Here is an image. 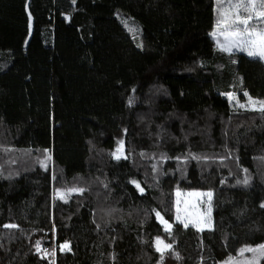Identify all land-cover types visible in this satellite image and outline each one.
Returning <instances> with one entry per match:
<instances>
[{
    "label": "trees",
    "instance_id": "1",
    "mask_svg": "<svg viewBox=\"0 0 264 264\" xmlns=\"http://www.w3.org/2000/svg\"><path fill=\"white\" fill-rule=\"evenodd\" d=\"M215 23V0H0V230L55 264H161L157 237L180 255L163 264L252 259L264 119L228 95L264 99V63L219 51ZM194 191L213 192V230L176 220L177 192Z\"/></svg>",
    "mask_w": 264,
    "mask_h": 264
},
{
    "label": "snow or ice",
    "instance_id": "2",
    "mask_svg": "<svg viewBox=\"0 0 264 264\" xmlns=\"http://www.w3.org/2000/svg\"><path fill=\"white\" fill-rule=\"evenodd\" d=\"M75 2V0H73ZM216 4V23L215 31L211 35L216 40V45L219 51L233 56L236 53H244L249 58L258 60L264 63V0H215ZM235 63V60L232 61ZM245 102H241L234 93L228 95L230 102H235L237 107L244 111L255 112L264 119V99L253 98L249 93L244 92ZM131 102V101H130ZM112 157L119 161L121 159H128L125 155L124 142L121 140L118 142V147L114 152L111 153ZM143 155V153H141ZM166 158V157H165ZM43 162L45 168H47L48 160ZM179 159V158H177ZM193 159H199L193 156ZM155 168V165L153 166ZM245 173L248 172L247 169H243ZM131 183L137 188V190L143 194L144 189L141 187L140 183L136 180H132ZM237 183L242 184L247 187L250 184V176L245 175L242 180L237 181ZM105 187H107L105 185ZM72 192L83 193V188H71L65 191L58 190V196L60 199L66 201V196ZM181 193L177 192L179 197ZM190 195H195L197 197H206L204 203L207 205L206 213H201L197 215L195 219H182L179 215L180 213V201L177 200V216L176 220L184 227L188 228L190 225L195 227L197 231L213 230L212 222V199L213 192L208 191L206 193H192ZM264 208V203L260 205ZM157 217L164 224V229L169 234L172 233V224L164 220L159 212L156 213ZM99 227V225L97 226ZM3 228L6 229H18L19 226L16 224H4ZM61 252H70L71 244L65 241L60 246ZM156 251L160 254V261L163 264L165 253L174 254L176 259H180L178 252H175L173 244L166 242L165 240L157 237L155 242ZM36 251L40 253L43 251V256H55V250L42 249L39 241L36 243ZM240 256H245L246 253H252V259L240 261L232 257L226 262V264H259L260 259L264 258V243H261L257 247L246 246L239 250ZM53 264L55 262L53 261Z\"/></svg>",
    "mask_w": 264,
    "mask_h": 264
},
{
    "label": "rangeland",
    "instance_id": "3",
    "mask_svg": "<svg viewBox=\"0 0 264 264\" xmlns=\"http://www.w3.org/2000/svg\"><path fill=\"white\" fill-rule=\"evenodd\" d=\"M215 40V38L213 37ZM216 42V40H215ZM138 97L133 96L131 99V105L138 104ZM192 193H206L200 191L194 192H182L178 197L180 201V211L184 216L195 219L197 215L206 213L207 205L204 203L206 197H197L190 195ZM187 215H186V214ZM0 237L2 238V247L0 254V264H53L54 256H43V251L37 253L36 247H33L27 243V240L17 234L14 229H1ZM42 249H47V246H41ZM53 250L52 248H50ZM244 261V260H240Z\"/></svg>",
    "mask_w": 264,
    "mask_h": 264
}]
</instances>
